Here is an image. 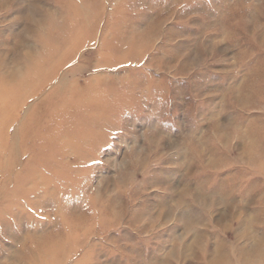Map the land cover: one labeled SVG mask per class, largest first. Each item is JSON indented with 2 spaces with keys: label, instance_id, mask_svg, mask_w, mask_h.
Returning <instances> with one entry per match:
<instances>
[{
  "label": "rangeland",
  "instance_id": "1",
  "mask_svg": "<svg viewBox=\"0 0 264 264\" xmlns=\"http://www.w3.org/2000/svg\"><path fill=\"white\" fill-rule=\"evenodd\" d=\"M0 76V264H264V0H0Z\"/></svg>",
  "mask_w": 264,
  "mask_h": 264
},
{
  "label": "bare ground",
  "instance_id": "2",
  "mask_svg": "<svg viewBox=\"0 0 264 264\" xmlns=\"http://www.w3.org/2000/svg\"><path fill=\"white\" fill-rule=\"evenodd\" d=\"M38 73H39V69H38ZM38 73H37V75H38ZM13 75H14V74H13ZM37 75H36V76H37ZM2 76H3V74H2ZM2 76H0V77H1V78H0V82H1V83H0V97L2 96V94L4 95L3 92L5 91L4 89L6 88V86H5V88H4V85H3V82H6V81H4L5 79H4L3 81L1 80V79H2ZM11 78H12V77H11ZM29 78H30V77H29ZM6 79H7V78H6ZM15 80H16V79H15ZM29 80H30V79H29ZM12 81H13V80H12ZM20 81H21V80H20ZM20 81H18V82H20ZM26 81H27V80H26ZM28 82H29V81H28ZM8 83H9V82H8ZM8 83L5 84V85H7V86L10 85V84H8ZM26 83H27V82H26ZM26 83H25V84H26ZM24 86H25V85H24ZM9 87H10V86H9ZM12 87H13V86H12ZM7 88H8V87H7ZM8 89H12V88H8ZM8 89H7V90H8ZM12 90H13V89H12ZM16 90H18V89H16ZM8 91L11 92L10 90H8ZM5 92H7V91H5ZM23 95H24L23 93H19V94H16V95L14 96V97H15V98H14V102H15V104H17V102H18L17 100H22L21 98H22ZM8 96H10V95H8ZM6 97H7V96H6ZM24 97H25V95L23 96V98H24ZM26 97H27V95H26ZM3 99H4V96H3ZM12 99H13V98H12ZM0 100H2V98H0ZM0 102H1V101H0ZM22 104H23V103H22ZM5 108H6V107L3 106V105L0 107V115H1V112L3 113V111H5ZM10 110H12V108H11ZM45 239H47V238H45ZM50 240H51V239H50ZM43 244H44V243H43ZM43 244H42V245H43ZM40 246H41V245H40ZM37 249H38V247H37ZM42 251H43V250H42Z\"/></svg>",
  "mask_w": 264,
  "mask_h": 264
}]
</instances>
